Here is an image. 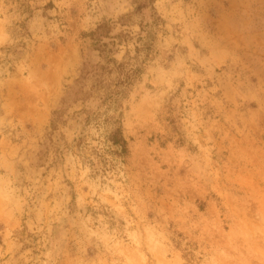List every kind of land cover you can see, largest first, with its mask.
<instances>
[{
  "label": "rangeland",
  "instance_id": "obj_1",
  "mask_svg": "<svg viewBox=\"0 0 264 264\" xmlns=\"http://www.w3.org/2000/svg\"><path fill=\"white\" fill-rule=\"evenodd\" d=\"M0 264H264V0H0Z\"/></svg>",
  "mask_w": 264,
  "mask_h": 264
}]
</instances>
